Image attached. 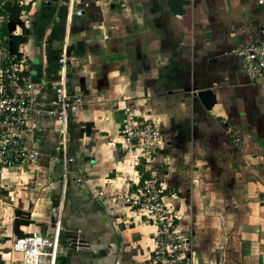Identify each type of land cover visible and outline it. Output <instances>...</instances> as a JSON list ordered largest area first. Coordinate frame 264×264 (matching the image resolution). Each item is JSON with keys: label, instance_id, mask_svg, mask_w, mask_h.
<instances>
[{"label": "crops", "instance_id": "1", "mask_svg": "<svg viewBox=\"0 0 264 264\" xmlns=\"http://www.w3.org/2000/svg\"><path fill=\"white\" fill-rule=\"evenodd\" d=\"M23 1L22 26L3 40L37 93L23 134L40 156L0 170L14 219L31 222L23 236L55 239L65 264H152L157 226L122 202L146 181L142 159L121 145L129 112L157 127L142 172L161 190L180 264H217L223 250L226 264H264V84L234 53L264 35V4L185 0L170 12L172 0ZM62 76L82 99L63 150L46 115ZM203 91L215 95L211 109ZM12 240L0 252L18 264Z\"/></svg>", "mask_w": 264, "mask_h": 264}, {"label": "built area", "instance_id": "2", "mask_svg": "<svg viewBox=\"0 0 264 264\" xmlns=\"http://www.w3.org/2000/svg\"><path fill=\"white\" fill-rule=\"evenodd\" d=\"M18 2L22 7L26 5L25 1ZM257 3L263 5L264 0H257ZM68 5L72 6L71 0H68ZM75 14L81 16L82 11L76 10ZM3 20L4 16L0 15V22ZM263 36L255 35L234 51L241 59V73L262 84H264ZM66 63V57L62 54L58 64L64 68ZM26 71L25 59L13 60L6 67L0 65V170L23 171L37 162L40 156L39 150L29 144L23 134V127L34 110L37 96L29 77L26 76ZM81 103V96L71 90L63 76L55 81L53 104L46 110V115L58 124V146L61 150L67 143L68 123ZM136 119L134 121L132 114L125 112V119L119 133L121 145L123 150L135 152L136 155H133L135 159L149 162L159 140V133L152 121L145 118ZM81 181V178H78L77 182ZM104 196L105 193L100 191L95 198L102 203ZM122 202L129 209L148 214L157 226L154 238L156 249L152 264H159L161 261L167 264H180L171 230L172 220L166 217L161 190L156 181L152 178L147 179L135 192L124 195ZM1 204L0 202V214ZM10 252L19 254L18 264H55V259L65 254L55 239L39 234L14 238L10 245ZM0 264H7L1 252ZM217 264H226L225 250L219 251Z\"/></svg>", "mask_w": 264, "mask_h": 264}, {"label": "rangeland", "instance_id": "3", "mask_svg": "<svg viewBox=\"0 0 264 264\" xmlns=\"http://www.w3.org/2000/svg\"><path fill=\"white\" fill-rule=\"evenodd\" d=\"M5 0H0V6ZM18 1H23V0H18ZM2 2V3H1ZM22 8H26L24 5ZM1 9V8H0ZM3 11V10H2ZM1 16H4V20L0 22V28L1 26L6 23L7 21V15L0 14ZM14 36V34H13ZM11 48V49H10ZM8 47L7 46V40H0V64L3 65L5 62L8 64V62H13V53L15 47ZM8 49H10L8 51ZM5 56V57H4ZM0 183V202L1 204V214H0V243L4 240H9V239H14L16 237L12 231V222L14 220V214L13 211H11V203H10V198L7 196V190L3 187H1ZM18 192V191H17ZM14 198V197H12ZM17 258V256H15ZM17 262H14L12 264H16Z\"/></svg>", "mask_w": 264, "mask_h": 264}, {"label": "water", "instance_id": "4", "mask_svg": "<svg viewBox=\"0 0 264 264\" xmlns=\"http://www.w3.org/2000/svg\"><path fill=\"white\" fill-rule=\"evenodd\" d=\"M188 3L189 2L185 0H172L168 3L169 10L170 12H177V6H182ZM0 8L7 14V29L10 37H12V33L16 31L17 26H22V6L18 2V0H5L1 4ZM10 47H12V45H10ZM198 97L206 109H211L215 104V95L211 91L200 92L198 94Z\"/></svg>", "mask_w": 264, "mask_h": 264}, {"label": "trees", "instance_id": "5", "mask_svg": "<svg viewBox=\"0 0 264 264\" xmlns=\"http://www.w3.org/2000/svg\"><path fill=\"white\" fill-rule=\"evenodd\" d=\"M0 14H3V15L5 14L6 15V13L4 11H2L1 9H0ZM9 35L10 34L8 32V29H7V24L4 23L1 26V28H0V40H3L4 38L9 37ZM2 67H6V65H2ZM140 164L144 165V160H142ZM141 165H139L137 169L141 172L142 176H141V181L140 182L142 183L145 180H147V178H146V175L142 172V166ZM30 223L31 222L28 219L20 220L19 217H18V213H17L16 217H15V219L13 221V224H12V230H13L14 235L17 236V237L23 236V232L20 230V227L21 226H27ZM55 264H65V260L62 259V258H56L55 259Z\"/></svg>", "mask_w": 264, "mask_h": 264}]
</instances>
